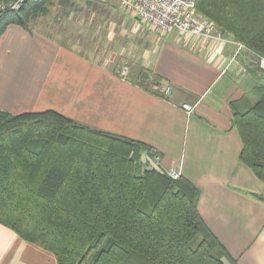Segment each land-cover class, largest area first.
Returning <instances> with one entry per match:
<instances>
[{
	"label": "crops",
	"instance_id": "obj_1",
	"mask_svg": "<svg viewBox=\"0 0 264 264\" xmlns=\"http://www.w3.org/2000/svg\"><path fill=\"white\" fill-rule=\"evenodd\" d=\"M117 3L101 45L75 41L82 35L74 32L60 37L49 27L50 13L31 28L10 24L0 37V110L54 109L149 143L154 154L143 161L160 155L162 167L200 188V214L233 259L225 261L264 264V181L240 159L242 138L232 121V102H254L264 81L256 56L230 35L206 42L161 33ZM126 61L134 81L120 75ZM155 81L172 91L152 89ZM186 102L194 106L190 113ZM0 264L58 262L0 223Z\"/></svg>",
	"mask_w": 264,
	"mask_h": 264
},
{
	"label": "trees",
	"instance_id": "obj_2",
	"mask_svg": "<svg viewBox=\"0 0 264 264\" xmlns=\"http://www.w3.org/2000/svg\"><path fill=\"white\" fill-rule=\"evenodd\" d=\"M13 1L0 0V37L10 24L31 28L57 3L74 2L24 0L12 8ZM197 7L244 44L261 70L264 0H198ZM255 90L254 102H232V121L242 138L240 159L264 181V81ZM148 153L147 142L54 109L0 110V223L51 251L58 264L233 261L200 214V188L149 167L142 159Z\"/></svg>",
	"mask_w": 264,
	"mask_h": 264
},
{
	"label": "built area",
	"instance_id": "obj_3",
	"mask_svg": "<svg viewBox=\"0 0 264 264\" xmlns=\"http://www.w3.org/2000/svg\"><path fill=\"white\" fill-rule=\"evenodd\" d=\"M24 0H15L9 3L12 8H18ZM121 3L128 10L137 14L146 24L158 29L161 33L167 34L177 32L185 39L199 38L206 42H227L230 41L218 28L216 22L198 10V0H121ZM6 5H2L4 8ZM240 46H245L239 43ZM264 65V57H262ZM120 75L128 80L129 66H124ZM151 88L162 94H169L173 87L171 84H163L161 81L152 83ZM183 107L190 113L194 106L186 102ZM149 167L159 169L172 178H179L181 172L174 167L164 168L161 165L160 155L153 156L150 160L144 161Z\"/></svg>",
	"mask_w": 264,
	"mask_h": 264
},
{
	"label": "rangeland",
	"instance_id": "obj_4",
	"mask_svg": "<svg viewBox=\"0 0 264 264\" xmlns=\"http://www.w3.org/2000/svg\"><path fill=\"white\" fill-rule=\"evenodd\" d=\"M74 0L73 4L69 6H62L60 4H56L50 14L47 17H51L48 23L49 27L55 33H59L60 37H68L71 33H76L81 38L77 37L75 41L79 39L82 40V43L89 47L90 42L93 44L103 43L107 37V32L105 28L107 27L106 21L110 17L114 15L110 12V5L113 7V4H118L117 0ZM84 27L85 31H82L80 34V28ZM97 29L96 34L91 33L93 30ZM92 37L89 38V36ZM83 38V39H82ZM101 45V44H99ZM101 47H105L102 45ZM121 66L119 70H121L125 65L129 66V74L131 70V65L126 61ZM262 61V57H259V66L262 73L264 75V65ZM258 72V73H260ZM264 77V76H263ZM94 255L90 256V259Z\"/></svg>",
	"mask_w": 264,
	"mask_h": 264
}]
</instances>
